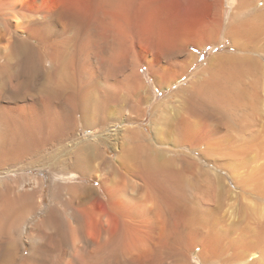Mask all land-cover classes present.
Segmentation results:
<instances>
[{"label": "bare ground", "instance_id": "6f19581e", "mask_svg": "<svg viewBox=\"0 0 264 264\" xmlns=\"http://www.w3.org/2000/svg\"><path fill=\"white\" fill-rule=\"evenodd\" d=\"M153 2L0 0V264H228L242 259L239 230L232 237L229 225L211 227L199 175H192L200 164L187 150L164 156L136 129L130 147L109 151L91 139L79 158L25 159L42 143L80 130L79 102L101 90L106 100L114 99L118 45L127 44L131 16L142 24ZM106 8L121 14L117 27L124 31L118 43L100 33ZM175 60L166 57V64L158 65L170 81L188 63ZM193 97L185 101L188 110L201 117L202 101ZM193 123L179 131L182 138L198 132ZM37 167L41 175L21 173ZM196 252L199 263L192 257Z\"/></svg>", "mask_w": 264, "mask_h": 264}, {"label": "rangeland", "instance_id": "374dc122", "mask_svg": "<svg viewBox=\"0 0 264 264\" xmlns=\"http://www.w3.org/2000/svg\"><path fill=\"white\" fill-rule=\"evenodd\" d=\"M135 1L139 5L144 0ZM152 5L142 28L135 27L140 24L131 16L127 29L133 35L127 32V44L118 45L114 99L106 100L101 90L79 102L80 130L42 143L25 159L46 163L79 158L86 153L83 143L91 139L109 151L130 147L136 129L164 156L187 150L200 164L192 175H199L211 227L229 225L232 237L237 230L241 235L243 257L228 264H264V0H154ZM81 10L90 15L84 2ZM102 14L103 39L118 43L124 31L118 28L121 14L112 8ZM107 34H115L113 40ZM166 57L188 62L172 81L158 70ZM123 79L127 83L121 85ZM188 97L202 101L201 117L191 115ZM190 121L198 135L182 138L179 131ZM205 132L209 137L201 138ZM42 171L37 167L21 173ZM49 173L45 170L44 177ZM33 185L32 180L27 187ZM197 253L192 255L195 263Z\"/></svg>", "mask_w": 264, "mask_h": 264}]
</instances>
